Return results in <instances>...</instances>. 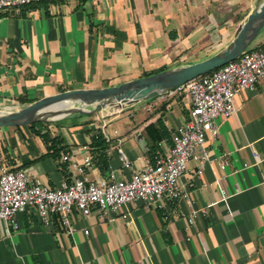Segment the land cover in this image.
<instances>
[{
    "label": "crops",
    "instance_id": "obj_1",
    "mask_svg": "<svg viewBox=\"0 0 264 264\" xmlns=\"http://www.w3.org/2000/svg\"><path fill=\"white\" fill-rule=\"evenodd\" d=\"M259 1L62 0L4 11L0 113L61 91L116 86L206 59L231 41ZM263 44L264 35L252 45ZM234 102L236 112L217 119L219 136L209 137L211 161L200 175L197 162L189 163L179 199L149 206L132 201L108 217L94 209L84 218L75 208L73 235L58 221L45 225L34 211H22L18 229L0 223V264H264V79L238 92ZM189 109L187 94L158 95L120 110L66 114L34 128L2 127L0 170L24 169L58 187L77 175L73 163L80 166L90 156L93 179L111 173L129 179L133 169L151 162L146 128L160 120L167 129L168 137L158 142L162 156ZM98 131L109 142L104 170L91 151ZM44 135L61 137L65 148L49 155ZM123 155L132 169L124 168ZM195 209L204 212L189 225ZM127 210L132 223L122 217Z\"/></svg>",
    "mask_w": 264,
    "mask_h": 264
},
{
    "label": "built area",
    "instance_id": "obj_2",
    "mask_svg": "<svg viewBox=\"0 0 264 264\" xmlns=\"http://www.w3.org/2000/svg\"><path fill=\"white\" fill-rule=\"evenodd\" d=\"M43 1L62 0H0V13ZM262 79L264 44L247 49L216 70L160 94L163 97L187 94L190 98L188 119L178 128L174 145L154 163L149 161L142 168L133 169L129 179H118L114 173L108 178L93 179L88 172L93 166L90 156L80 166L73 163L77 175L58 187L48 186L24 169L11 170L3 166L0 170V223L18 229L17 214L32 210L42 224L53 225L58 221L64 233L73 235L78 231L73 219L75 208L84 218L90 217L94 209L108 217L132 201H142L149 206L159 205L165 198L179 199L183 195L181 178L189 163L197 162L200 175L211 161L208 141L209 137L215 139L219 136L218 117L234 114L236 94L253 89ZM255 156L259 160V156ZM63 159L69 162L72 157L66 153ZM123 166L132 169V162L124 155ZM202 212L204 209L193 210L188 217L189 225H193ZM122 217L128 223L133 222L128 210L122 213ZM84 232L88 234L89 230Z\"/></svg>",
    "mask_w": 264,
    "mask_h": 264
},
{
    "label": "water",
    "instance_id": "obj_3",
    "mask_svg": "<svg viewBox=\"0 0 264 264\" xmlns=\"http://www.w3.org/2000/svg\"><path fill=\"white\" fill-rule=\"evenodd\" d=\"M264 29V0L234 32L231 41L213 55L186 66L159 71L116 86L72 89L40 98L15 111L0 113V128L30 125L70 113L95 114L106 107H123L156 97L238 58ZM63 104L64 109L53 110Z\"/></svg>",
    "mask_w": 264,
    "mask_h": 264
},
{
    "label": "trees",
    "instance_id": "obj_4",
    "mask_svg": "<svg viewBox=\"0 0 264 264\" xmlns=\"http://www.w3.org/2000/svg\"><path fill=\"white\" fill-rule=\"evenodd\" d=\"M252 47H258L257 45H251ZM216 70V69H215ZM49 121H40L37 123H48ZM37 123L30 124V127L34 128V125ZM20 127V126H18ZM147 135L149 139L153 142L151 149L149 151L151 162L154 163L160 154H157L159 150L158 142L162 141L164 138L168 137V131L163 125V123L158 120L156 124H150L147 128ZM36 132V131H35ZM45 142L48 145L49 155L56 154L65 148L63 144V139L59 136L48 139L47 135H44ZM109 147V142L105 138L104 134L101 131H98L92 138L91 142V151L93 159L103 170L108 167V156L106 154Z\"/></svg>",
    "mask_w": 264,
    "mask_h": 264
},
{
    "label": "rangeland",
    "instance_id": "obj_5",
    "mask_svg": "<svg viewBox=\"0 0 264 264\" xmlns=\"http://www.w3.org/2000/svg\"><path fill=\"white\" fill-rule=\"evenodd\" d=\"M263 31H264V29L259 33L258 37H262V36L264 35V34H263V33H264ZM258 37H257V38H258ZM255 41H256V40H255ZM254 48H255V47L250 46V47L248 48V50H249V49H254Z\"/></svg>",
    "mask_w": 264,
    "mask_h": 264
},
{
    "label": "bare ground",
    "instance_id": "obj_6",
    "mask_svg": "<svg viewBox=\"0 0 264 264\" xmlns=\"http://www.w3.org/2000/svg\"><path fill=\"white\" fill-rule=\"evenodd\" d=\"M64 108H66V106H63V107H61V108H59V109H55V110H60V109H64Z\"/></svg>",
    "mask_w": 264,
    "mask_h": 264
}]
</instances>
